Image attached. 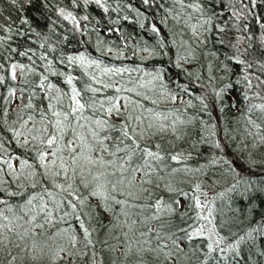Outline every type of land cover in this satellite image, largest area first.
Instances as JSON below:
<instances>
[{
	"label": "snow or ice",
	"instance_id": "obj_1",
	"mask_svg": "<svg viewBox=\"0 0 264 264\" xmlns=\"http://www.w3.org/2000/svg\"><path fill=\"white\" fill-rule=\"evenodd\" d=\"M9 2L17 11L21 26L30 23V17L26 15L28 8L51 11L47 0ZM71 2L78 7L80 0ZM156 2L142 0V5L152 8ZM176 2L181 3L182 7L204 13L199 2L188 5H184L183 0ZM250 2L253 7L256 6V0ZM83 3H94L105 13L109 11L107 0H83ZM128 8L137 17L145 15L132 5H128ZM233 14L238 15L236 12ZM56 15L70 21L75 31L82 30L81 20L89 19L87 16L78 18L63 7L56 10ZM211 20L209 16L203 24H210ZM14 23L9 17L8 26L0 23V30L11 32ZM55 24L56 20H51L49 27ZM140 27L143 28L144 24L141 23ZM192 29L195 41L205 44L206 38H201L203 33L197 34V26L192 25ZM31 31L36 32V29L33 27ZM150 31L158 37L163 36L155 24ZM18 34L24 36L26 32L18 31ZM39 34L36 32V35ZM3 42L4 37L0 36V47ZM45 43H41L40 47L44 48ZM186 44L187 41L182 42V45ZM47 47L49 51L56 50L51 44ZM165 48L166 40L161 38L154 46H136L132 56L127 58L139 56L143 63L167 55L163 51ZM11 51L16 52L17 49ZM29 51L31 49H26L19 55L28 56ZM107 51L112 52V49ZM122 55V51L117 53V56ZM193 56L194 50L191 49L187 55H178L175 67L190 76L191 72L184 65ZM28 59L32 61L31 56ZM40 60L47 61L45 72L64 78L68 91L52 83L48 75L36 73L34 67L21 63H11L6 74H0V86L7 89L4 102L10 104L19 91L22 104L17 117L22 121L20 128L9 127L7 131L12 133L18 147L26 151L30 143L36 145L35 163L20 156L0 157V165H6L7 169L5 171L4 167H0V205L4 206L0 207V264H24L26 259L36 262L47 251L55 253L53 260L74 261L79 257L81 264H257L255 257H264V245L257 244L258 237L264 238V223L248 228L243 234L233 230L244 219L254 218L257 214L264 221V212H260V208L264 207V79L257 76L258 83L253 85L245 75L235 82L223 83L218 90L210 84V95L205 91L195 97L202 106L201 110L213 120L216 119L212 117L214 111L225 113L228 108H237L245 117L246 125L254 130L245 128L244 148L236 150L234 159L225 158L230 146L218 139L214 147L225 155L210 162L213 166L226 165L225 172L233 174L235 182L227 191H234L238 185L244 184L246 193H254V196L248 197L246 205L250 215L241 219L227 216L223 206L216 207V201L224 199V191L209 198L203 184L209 181L208 187L213 188L220 180L206 173L205 166H172V162L183 164L190 154L185 156L183 152L166 149L165 137L171 133L176 140H184L187 133L179 126L191 124L194 118L182 119L177 114L179 109L162 112L157 108L162 103H175L178 99L191 108L192 100L183 101L182 97L184 94L191 96L192 91L187 84L177 85L178 92L169 87L171 80L166 75L168 69L162 60L159 61L160 67L148 72L140 64L135 67H110L83 51L66 57L61 53L58 58L60 64H66L69 69L79 68L83 77H87L83 88L77 87L74 81L78 78L71 71L66 74L56 70L53 61L45 54L40 56ZM236 63L245 64V61L237 57ZM245 66L251 68L253 65L249 62ZM93 68L99 70L98 73L89 71ZM4 69L5 65L0 63V70ZM261 71H264V64ZM18 72L21 85H30L26 79L28 73L39 75V82L31 87L26 104L23 101L28 89L8 84L9 80L18 81ZM133 72L142 75L132 77ZM125 73L129 74L126 83L114 79L123 77ZM220 79L223 81L225 78ZM209 80H215V77L209 75ZM244 81H247V89L241 92L237 85ZM37 88L43 93L42 97H37ZM253 88L257 91L252 95L259 98L261 103L251 102L249 92ZM234 91L244 101L242 109L238 107L240 100L232 95ZM228 96L232 97L230 105L226 103ZM34 99L40 100V106L34 103ZM149 103L153 107H149ZM25 109L38 113L39 119L32 114L25 119ZM3 115H8L6 108ZM201 123L209 136L218 137L224 131L217 123ZM0 131L4 129L0 128ZM201 142L207 143V138L201 136ZM167 143L172 144V141ZM0 150L7 156L9 150L4 146L3 136H0ZM245 150H249L246 161L242 159ZM254 153H259V163L251 158ZM13 159L19 160L20 171L12 163ZM24 170H27L26 175ZM196 174H202L205 181L193 184L191 177ZM21 176L28 182H21ZM10 198H18V202L10 203ZM254 200L257 203H253ZM57 224H67L68 227L57 228L50 233L48 229ZM103 229H107V233L101 239L99 233ZM120 229L126 230L117 235ZM81 232L82 241L78 239ZM94 233L97 234L96 239H93ZM57 238L66 239V244H57ZM109 238L117 243L109 244ZM17 241L23 242V245ZM80 244L82 248L78 247ZM97 244L100 245L99 250ZM245 245L246 250L242 247ZM60 253H64V256L61 257Z\"/></svg>",
	"mask_w": 264,
	"mask_h": 264
},
{
	"label": "trees",
	"instance_id": "obj_2",
	"mask_svg": "<svg viewBox=\"0 0 264 264\" xmlns=\"http://www.w3.org/2000/svg\"><path fill=\"white\" fill-rule=\"evenodd\" d=\"M197 2L203 7L204 13L197 12L190 7H182L181 3L176 2V0H157L152 8H145L142 5V0H107L109 8L107 13L94 3L85 5L83 0H80L78 7L74 6L71 0H47L51 11L28 8L26 15L30 17V23L29 25L21 26L17 19L18 13L12 7L9 0H0V13H2L0 15V23H4L7 27L9 17L15 21L12 24L13 30L11 32L0 30V36L4 37L3 46L0 47V63L5 65V69L0 70V74H6V70L11 63H21L34 67L36 73L48 75L52 83L68 91V85L64 82L63 77L53 76L45 72L44 65L47 61L40 60L42 54H45L49 60L53 61V67L56 70L64 71L66 74L71 71V74L78 78L77 81H74L77 83L78 88H83L87 77H83L82 70L79 68L69 69L66 64H60L58 58L61 53L66 57L67 55L78 54L83 51L93 59H99L104 65L110 67H135L137 64H140L148 72L153 71L154 67H160L159 61L162 60L164 67L168 69L166 75L171 80L169 87L178 92L177 85L187 84L192 91L191 96L184 94L182 97L183 101L192 100L193 107L191 108L186 107L181 99H178L175 103L171 101L162 103L157 108L158 111L162 112L179 109L177 114L181 115L182 119H187L188 117L194 118L191 124L179 126L187 133L184 140H176L171 133L165 137L166 149H170L173 152H183L185 156H189L190 154V158L184 161L183 164L172 162V166L182 167L187 165L191 168L205 166L204 171L211 175L213 179H219L220 183L213 188H209V181H205V177L202 174H196L191 177V182L194 184L198 181H205L203 187L204 190L208 191L209 198L218 192L224 191L225 197L223 200L218 199L216 201V207L223 206L226 215L229 217L243 219L250 215L247 212L246 205L248 204V197L254 196V193H246L244 184L238 185L234 191H227L231 187V184L235 182L232 178L233 174L225 172L226 165L213 166L210 162L214 158L218 159L220 156L225 155L222 150H217L214 147L218 139L230 146V150L225 158L234 159L236 150L244 148L245 128L249 127L250 129V126L246 125L245 117L241 115L237 108H228L225 113L214 111L212 117H216V119L213 120L201 110L202 106L195 97L202 95L205 91L210 95L212 93V87H209L210 84L218 90L223 83L235 82L237 79H242L245 75L249 77L253 85L258 83L256 80L257 76L264 79V71H261V65L264 64V43H262L264 27H261L264 24V0H256L255 7L252 6L250 0H183L184 5ZM128 5L139 9L145 15L137 17L135 12L129 11ZM25 7L28 6L25 5ZM61 7L65 8L66 11H72L78 18L82 16L89 18L86 21H80L82 26L81 31H75L70 21L63 20L62 17L56 15V10ZM117 8L119 10L114 11ZM234 12L238 13V15H234ZM49 16L51 20H56V24L51 25V27H49L51 24ZM125 16L128 17L127 20L124 19ZM209 16L212 17L211 23L203 24ZM115 21H119V23H115ZM141 23L144 24L143 28L140 27ZM153 24L160 29L163 34L162 37H158L150 31ZM201 24H203V28H201ZM192 25L197 26V34L203 33L201 38H206L207 42L205 44H198L195 41ZM33 27L36 29V32L40 33L39 35L31 31ZM221 28L224 29L223 32L220 31ZM109 29H112V31H109ZM204 29H208V31H204ZM18 31H25L26 35L21 36L18 34ZM65 37L68 39L65 40ZM45 38H47L46 43ZM161 38L166 40L167 48L163 51L167 52V55L157 56L143 63H141L139 56L133 59L127 58L132 56V52L136 46L141 48L145 45L154 46ZM183 41H187V44L182 45ZM220 41H223V43ZM41 43H45L44 48L40 47ZM48 44H51L56 50L49 51ZM233 45L237 47H233ZM13 48L17 49V51L12 52L11 49ZM109 48L112 49V52L107 51ZM237 48H239V52ZM26 49H31L28 52V56L32 57V61H35L34 64L28 59V56L19 55V52ZM189 49L194 50V56L190 57L189 63L185 64L184 67L191 72L190 76L175 67L177 56L187 55ZM121 51L123 55L117 56V53ZM139 55L145 54L140 53ZM228 57H232L233 59H228ZM237 57L245 61V64L250 62L253 66L248 68L245 64L236 63ZM89 71L92 70L90 69ZM140 75L142 73H131L132 77ZM209 75L215 77V80L210 81ZM197 77H199V80H197ZM221 77L225 79L221 81ZM128 78V73H125L123 77H114V79L123 83H126ZM26 79L30 82V85H21L19 83V73L17 82L8 81L9 85L17 88L26 87L28 89L25 92V99L23 101L25 104L27 103L31 87L39 82V75L28 73ZM105 79L107 78L105 77ZM237 88L241 92L245 91L247 89V81L237 85ZM255 91L257 89L253 88L249 92L251 102L261 103L262 101L259 98L252 95ZM36 94L37 97L43 96V93L38 88L36 89ZM108 94L112 93L109 92ZM5 95H7L6 87L0 86V128L4 129V131H0V136H3L4 146L9 150L7 156L0 150V157L20 156L21 158L28 159L30 163H35L36 145L30 143L26 151L24 148L18 147L16 140L12 139V133L7 131L9 127L20 128L22 121L17 119L19 108L22 107L19 100L20 93L17 91L16 98H13L10 104L4 102L3 96ZM232 95H236L240 100L238 107L242 109L244 107L242 97L238 96L235 91ZM34 103L40 106L39 99H34ZM46 103L45 101L44 106H46ZM65 103H67V100H65ZM226 103L229 105L232 103L231 96L226 97ZM148 106L153 107L150 103ZM5 108L8 110L7 116L3 115ZM28 114L35 115L37 120L39 119L38 113L25 109V119ZM254 117L255 114H253ZM201 121H206L209 125L217 123L224 131L218 137L209 136L208 133L204 132V125ZM21 131L25 130L21 129ZM201 136L206 137L208 142H201ZM248 139L250 140L251 138L249 137ZM167 141H172V144H168ZM251 158L257 163L261 161L259 153H254ZM242 159L245 161L249 159V150L243 152ZM15 160L13 159V164ZM16 162L18 166L15 168L17 171H20L19 160H16ZM0 167H4L5 171H7L6 165H0ZM26 173L27 170H24L25 175ZM5 178L10 179V177ZM21 182L27 183L28 181L24 180L23 176H21ZM184 187L187 188L188 185H184ZM17 202L18 198H10V203L14 204ZM253 203H257V201L254 200ZM0 207L4 206L0 205ZM237 209L239 211H234ZM260 212H264V207L260 208ZM217 216L219 218L218 213ZM259 223H264V221H261L259 214H257L254 218L244 219V222L239 224L238 227L234 226L233 230L243 234L248 228L256 227ZM92 226L95 227V224ZM67 227V224H57L49 228L48 231L54 233L57 228ZM125 230H118L117 235L122 234ZM106 233L107 229L101 230L99 237L101 239L104 238ZM96 236L97 234L94 233L93 239H96ZM78 239L82 241V232L79 234ZM17 242L23 243L21 241ZM197 242L194 241V243ZM115 243H117L116 240L109 238V244ZM62 244H66V239H63ZM257 244L264 245V238L258 237ZM78 247L82 248L83 245L80 244ZM242 247L245 250L247 248L246 245ZM96 248L99 250L100 245L97 244ZM54 255L55 253L47 254L36 262L26 259L24 264H81L79 257H76L74 261L69 259L53 260L52 257ZM60 256L63 257L64 253H60ZM255 259L257 260V264H264V257L257 256Z\"/></svg>",
	"mask_w": 264,
	"mask_h": 264
},
{
	"label": "rangeland",
	"instance_id": "obj_3",
	"mask_svg": "<svg viewBox=\"0 0 264 264\" xmlns=\"http://www.w3.org/2000/svg\"><path fill=\"white\" fill-rule=\"evenodd\" d=\"M92 71H96V72H98L99 70H97V69H91ZM19 73V72H18ZM14 165H15V167H17L18 166V164H17V162H16V160L14 161ZM83 240V239H82ZM29 244L31 243V241H29L28 242ZM56 243L57 244H62L63 243V239H61V238H57V241H56ZM22 245H23V243H22ZM54 247V246H53ZM52 253H54V252H52V251H47V254H52ZM47 254H45V255H47ZM45 255H43V256H45ZM42 256V257H43Z\"/></svg>",
	"mask_w": 264,
	"mask_h": 264
}]
</instances>
